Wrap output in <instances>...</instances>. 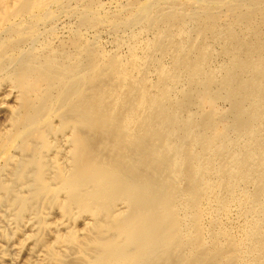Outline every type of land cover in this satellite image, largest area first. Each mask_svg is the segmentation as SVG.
Here are the masks:
<instances>
[{
  "label": "bare ground",
  "instance_id": "obj_1",
  "mask_svg": "<svg viewBox=\"0 0 264 264\" xmlns=\"http://www.w3.org/2000/svg\"><path fill=\"white\" fill-rule=\"evenodd\" d=\"M0 264H264V0H0Z\"/></svg>",
  "mask_w": 264,
  "mask_h": 264
},
{
  "label": "rangeland",
  "instance_id": "obj_2",
  "mask_svg": "<svg viewBox=\"0 0 264 264\" xmlns=\"http://www.w3.org/2000/svg\"><path fill=\"white\" fill-rule=\"evenodd\" d=\"M109 45V44H108Z\"/></svg>",
  "mask_w": 264,
  "mask_h": 264
}]
</instances>
